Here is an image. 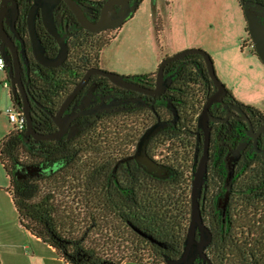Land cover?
Segmentation results:
<instances>
[{
    "label": "trees",
    "instance_id": "1",
    "mask_svg": "<svg viewBox=\"0 0 264 264\" xmlns=\"http://www.w3.org/2000/svg\"><path fill=\"white\" fill-rule=\"evenodd\" d=\"M75 52L60 67L40 69L37 99L46 110L43 130L51 131V115L68 95L93 55L102 48ZM92 38H82L91 42ZM149 75L134 76L137 81ZM18 110V109H17ZM193 114H196L194 111ZM39 115L32 114L36 130ZM116 126L106 128V145L123 146L135 136ZM25 130H12L0 141V162L10 179L9 192L20 225L54 248L68 264H166L184 247L190 219V184L179 168L168 177L112 174L93 165L88 145L75 140L34 143ZM85 132L80 139L103 137ZM163 138L154 141L157 147ZM132 141V140H131ZM106 149V154H107ZM224 178V179H223ZM226 208L202 211L212 234L205 250L212 264H264V159L244 160L238 175L221 177ZM238 189L237 197L232 188ZM144 234L146 237L137 233ZM249 232L254 234V237ZM196 260L192 264H199Z\"/></svg>",
    "mask_w": 264,
    "mask_h": 264
},
{
    "label": "flooded vegetation",
    "instance_id": "2",
    "mask_svg": "<svg viewBox=\"0 0 264 264\" xmlns=\"http://www.w3.org/2000/svg\"><path fill=\"white\" fill-rule=\"evenodd\" d=\"M71 1L78 7L79 13L76 14L72 11L65 0H54L51 12L54 27L68 49L63 64L74 52L80 56L79 52L85 48L90 47L97 50L108 39L112 37L115 39L118 31L134 16L144 0H130L127 5L114 4L112 15L115 17L124 11H128L134 2H138V8L128 16L120 27L105 28L99 32H92L83 24L96 25L102 18L108 0ZM152 1L156 2L157 0ZM237 2L244 20L247 11L264 26V0H237ZM35 5V0H7L8 10L4 18V27L17 51L23 92L30 104L31 117L33 113L39 115V125L35 127L36 130L34 129L38 134L48 135L58 131L52 116L57 114L64 100L79 87L63 113L64 117L73 116L67 132L59 140L41 141L35 140L32 136L28 137L29 140L34 143L66 140L83 141L88 145L94 167L102 171L104 176H106V158L112 160V174L123 176L132 175L134 172L139 176L146 175L156 180L168 177L172 170L179 168L185 173L190 184V206L193 176L200 159L206 154V178L199 196L201 214L202 211L207 210L212 205L225 210L227 200L225 196L220 197L219 195L225 194L227 189L222 186L223 181L221 180V182L219 179L221 177L235 178L246 159L255 157L264 159V110L253 103L240 99L218 78L225 88L220 93L209 76L204 58L198 54L188 55L162 65L168 58L185 50L165 53L160 56L152 72L121 75L127 83L136 89L117 85L109 78L97 73L87 76L89 70H103L100 66V56L96 59L93 55L87 66L80 70V76L68 95L56 108L55 113L51 115L53 129L51 131L43 130L40 126L42 124L40 118L43 117L46 110L37 99L36 79L43 78L44 75L35 73V70L36 68L57 67H45L34 58L29 37L28 17ZM14 9H17L18 13L16 19L12 21ZM42 13L43 8L39 6L35 12L34 28L45 56L53 59L58 54L59 46L45 28ZM245 29L248 33V46L252 52L251 56L264 67L256 54L247 24ZM112 32H115V35H109ZM154 32L159 44L160 36L164 33L162 18L158 27L154 23ZM85 37L92 38L91 42H83L82 38ZM160 49L162 48L160 47ZM5 73L8 78V71ZM140 75L149 76L137 81L131 79ZM13 78L14 72L12 73ZM158 83L160 84L159 87ZM158 90L160 91L154 94ZM212 98L213 100L208 107L206 127L208 144L206 146V133L204 128L199 126V119L204 107ZM22 102V94L17 88L16 95L12 97L13 107L21 111ZM194 111L196 114H193ZM115 119H120L119 127L124 128L128 134L134 135L135 139L130 138V142L123 146L106 145V128L116 126ZM154 126L159 128L147 140L144 155L165 170V174L162 176L148 172L137 159L140 156L138 145L141 138ZM88 131L93 133L101 131L103 137L80 139V136ZM161 138L164 139L163 142L155 147L154 141ZM232 191V195L237 197L238 189L233 187ZM249 233L254 237L252 232ZM196 239H199L198 233ZM180 255L175 259H178ZM199 264L205 263L200 262Z\"/></svg>",
    "mask_w": 264,
    "mask_h": 264
},
{
    "label": "rangeland",
    "instance_id": "3",
    "mask_svg": "<svg viewBox=\"0 0 264 264\" xmlns=\"http://www.w3.org/2000/svg\"><path fill=\"white\" fill-rule=\"evenodd\" d=\"M161 18L159 45L154 23L158 27ZM245 28L237 0H144L101 51L100 66L118 75L146 74L174 48H199L210 55L223 84L264 110V67L251 56Z\"/></svg>",
    "mask_w": 264,
    "mask_h": 264
},
{
    "label": "water",
    "instance_id": "4",
    "mask_svg": "<svg viewBox=\"0 0 264 264\" xmlns=\"http://www.w3.org/2000/svg\"><path fill=\"white\" fill-rule=\"evenodd\" d=\"M130 0H108L106 3V8L103 11V15L101 20L96 25H86L83 26L89 29L92 32H99L104 30L105 28H118L120 27L128 18V16L135 12L138 8V2H134L131 8L128 11H124L118 14L116 17L112 15V6L114 4L117 5H124L128 4ZM36 5L32 8L29 17H28V26H29V37L31 41L32 51L35 60L45 67H58L63 64L66 60L68 49L65 42L60 38L59 34L57 33L54 24L52 22V7L54 5V0H35ZM65 2L69 5L72 11L76 14L79 13L78 7L76 4L71 0H65ZM7 0H1L0 3V41H1V54L5 59L6 63V71H8V80L10 83V93L13 97L17 93V88L22 94L23 98V106L21 108L22 114L26 120V131L25 136L30 137L32 136L35 140H59L64 133L71 126V121L73 116L64 117L63 113L66 108L69 106L71 100L75 96L78 87L64 100L63 104L61 105L57 114L52 116V120L58 128V131L48 135H40L38 134L33 127L32 117L30 113V104L28 98L23 92V84L21 80V68L20 62L17 56L16 48L13 44L11 37L9 36L8 32L4 27V18L7 14ZM41 6L43 8V22L44 26L47 29L48 33L57 41L59 46L58 54L55 58L49 59L45 56L43 47L41 42L38 38L36 30L34 28V20H35V12L36 9ZM17 9L13 10L12 21H14L17 17ZM245 20L246 24L252 37L256 54L259 60L264 64V26L261 25L256 18L250 15L247 11L245 12ZM198 54L201 55L205 63L207 65V70L209 73L210 78L214 81L216 86L218 87L220 93H222L225 88L224 85L219 81L215 69L213 61L210 55L202 49L199 48H192L187 49L177 55H174L168 58L166 61L162 63V65L166 64L167 62H171L177 59L184 58L188 55ZM14 72V78L12 79V73ZM92 73H97L109 78L113 83L124 86L131 89H136L131 84L127 83L123 76L118 75L116 73L107 72L100 69H92L89 70L87 76ZM160 84L158 83V87ZM158 91H155L156 94ZM213 100L210 99L206 106L204 107L202 114L199 119V126H202L206 133V146L208 144V133H207V121H208V107L210 102ZM158 126H154L149 129L141 138L139 142L138 149L140 156L137 157L139 163L145 167V169L150 172L157 174L158 176H162L165 174V170L161 168L158 164L150 160L147 156L144 155V147L147 140L158 130ZM206 171H207V156L206 154L200 159L198 167L193 176L192 182V189H191V206H190V219L189 225L187 228L186 238L184 242V247L182 254L178 259H166V264H192L194 261L199 260L205 264H212L210 260L207 258L205 254L206 247L210 244L212 240V234L207 226L204 224L200 204H199V196L201 193L202 185L206 178ZM137 233L146 237L144 234L140 233L138 230L135 229ZM199 235V239H196V235Z\"/></svg>",
    "mask_w": 264,
    "mask_h": 264
},
{
    "label": "crops",
    "instance_id": "5",
    "mask_svg": "<svg viewBox=\"0 0 264 264\" xmlns=\"http://www.w3.org/2000/svg\"><path fill=\"white\" fill-rule=\"evenodd\" d=\"M181 49L185 47L174 48L171 53ZM5 83L9 84L7 75L0 72V141L13 130L6 113L13 107L12 96ZM9 187L10 179L0 162V264H68L54 248L20 225Z\"/></svg>",
    "mask_w": 264,
    "mask_h": 264
},
{
    "label": "built area",
    "instance_id": "6",
    "mask_svg": "<svg viewBox=\"0 0 264 264\" xmlns=\"http://www.w3.org/2000/svg\"><path fill=\"white\" fill-rule=\"evenodd\" d=\"M1 3V0H0ZM6 71L5 59L1 54V41H0V72ZM8 83H5V87H8ZM9 123L13 126V130L23 131L26 129V120L24 115L20 110L15 109L14 107L8 108L6 110Z\"/></svg>",
    "mask_w": 264,
    "mask_h": 264
}]
</instances>
